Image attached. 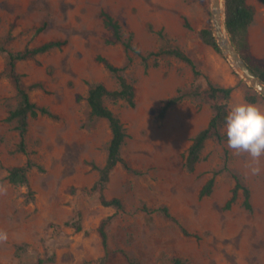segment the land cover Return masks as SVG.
<instances>
[{
  "label": "rangeland",
  "instance_id": "374dc122",
  "mask_svg": "<svg viewBox=\"0 0 264 264\" xmlns=\"http://www.w3.org/2000/svg\"><path fill=\"white\" fill-rule=\"evenodd\" d=\"M247 2L255 7L246 34L249 53L264 60V7L258 0ZM102 9L141 52L179 48L198 74L168 54L150 58L145 67L130 53L127 64L121 42L113 41L103 23ZM204 27L212 28L211 0H0V47L17 52L64 41L16 63L25 87L41 83L28 89L30 99L55 115L28 119L26 154L17 149L16 121L6 119L19 97L6 74L7 53L0 51V230L8 237L0 242V264H30L38 257L42 264H170L174 256L186 264H264V156L260 174L251 175L247 155L235 156L227 147L223 125L224 139L208 138L194 171L184 167L192 137L213 114L205 95L208 83L231 87L228 103L254 97L250 103L264 108V96L222 52L199 39ZM98 54L124 67L121 74L136 89L134 106L104 100L124 126L120 153L136 171L117 164L103 190L107 199L119 198L121 208L101 205L99 193L91 190L99 176L93 165H104L111 132L105 119L91 114L86 96L96 83L119 87L117 76L95 60ZM175 96L179 101L160 115ZM27 159L32 163L27 186L3 180L10 167ZM214 173L211 193L200 197ZM232 174L249 189L250 210L242 205V190L224 208ZM162 206L175 220L154 211ZM109 215V253L101 261L97 228ZM181 227L197 237L185 236Z\"/></svg>",
  "mask_w": 264,
  "mask_h": 264
},
{
  "label": "trees",
  "instance_id": "16d2710c",
  "mask_svg": "<svg viewBox=\"0 0 264 264\" xmlns=\"http://www.w3.org/2000/svg\"><path fill=\"white\" fill-rule=\"evenodd\" d=\"M264 7V0H258ZM224 26L230 37L231 42L234 44L236 50L241 55L242 59L246 62L249 68L264 82V60H258L251 56L249 53V46L247 42V28L254 20L255 7L247 2V0H224ZM100 16L102 17L105 26L109 27L112 31L113 41L121 42L127 59V64L132 61L130 53H135L139 56L144 66L147 67V61L150 58H157L162 54L172 55L186 64H188L195 74L198 71L195 69L193 60L181 49L173 47L167 49H158L156 51H148L146 53L141 52L132 42V36L129 34L127 37H123L120 23L107 11L100 10ZM14 26V21L10 24V30ZM187 26V25H186ZM188 27V26H187ZM161 34V31H159ZM197 35L199 39L211 47L216 53H221V49L217 44V41L213 35L211 28L204 27L198 30ZM64 41L61 40H49L42 43L36 47H26L23 50L12 52L3 47H0V51L6 52L8 56V61L6 65V74L13 82L16 92L19 97L17 105L8 112L6 117L7 120H15V129L19 135V141L17 144V149L21 153L26 154V133L28 126V119L30 117H36L38 115H47L55 117V115L50 112L46 107L39 106L30 99L28 89L41 87V83H34L28 87L22 84V75L16 69V63L18 60H24L27 58H33L38 54L44 53L51 48L60 47L63 45ZM95 60L104 65V67L111 73L117 76L119 87L117 89L109 90L103 84L96 83L92 85L87 93L86 101L90 108L92 115L103 118L107 121L111 137L107 145V154L105 163L102 167L93 165L99 171V176L97 180L92 184L91 190L97 191L99 193V202L105 207L113 206L115 208H121V200L117 197H112L107 199L103 193L106 184L109 181L110 173L117 164H122L127 170H133L122 158L120 150L124 143L126 137V132L120 118L105 105L104 100L109 99L111 101L125 100L130 106H134V97L136 89L129 83L126 78L121 74L124 67H119L111 63L106 57L98 54ZM232 92L231 87L217 86L212 83H208L205 89V95L208 102L211 105L213 114L210 117L207 125L198 131L191 139V142L186 150L184 156V167L187 171L192 172L200 158L201 150L204 146V142L211 137H215L217 140L221 141L224 136L220 133V128L225 125V117L227 114V103L230 99ZM180 97L175 96L166 100L160 109V115L179 101ZM250 102H254V97H248ZM227 153V151H225ZM227 155L225 159L224 168L228 169ZM32 163L29 159L25 161L22 165L12 166L8 169V173L3 180H7L12 184L28 185L27 173ZM214 175L215 173L207 179L199 191V196H207L211 193L212 187L214 185ZM234 179V186L231 190V195L224 204L225 209H229L231 205L236 201L239 190H242L243 200L242 205L245 209H251L250 202V191L243 185L239 177L232 174ZM1 181V179H0ZM154 211H161L166 217L175 220V218L170 214L166 206H162L154 209ZM111 215L101 219L97 231L99 233L101 243L104 249V255L101 261H104L107 257L109 250L107 245V234L106 225ZM76 229H80L79 225H76ZM182 233L185 236H195L196 235L188 232L184 227H181ZM44 259L38 257L37 260L30 264H42ZM170 264H186V262L178 257L174 256L170 259Z\"/></svg>",
  "mask_w": 264,
  "mask_h": 264
},
{
  "label": "clouds",
  "instance_id": "9594fccd",
  "mask_svg": "<svg viewBox=\"0 0 264 264\" xmlns=\"http://www.w3.org/2000/svg\"><path fill=\"white\" fill-rule=\"evenodd\" d=\"M222 132L233 155H247L250 174H260V158L264 156V108L245 100L228 103ZM7 238V233L0 230V242Z\"/></svg>",
  "mask_w": 264,
  "mask_h": 264
},
{
  "label": "water",
  "instance_id": "95a60500",
  "mask_svg": "<svg viewBox=\"0 0 264 264\" xmlns=\"http://www.w3.org/2000/svg\"><path fill=\"white\" fill-rule=\"evenodd\" d=\"M222 4L223 13L220 11ZM224 18V0H211V29L213 31V35L217 41V44L221 49V52L227 57L229 62L233 65L235 70L245 79V81L258 93L264 96V82L249 68L246 62L242 59L239 52L236 50L225 29ZM223 28L227 33V38L222 37Z\"/></svg>",
  "mask_w": 264,
  "mask_h": 264
},
{
  "label": "bare ground",
  "instance_id": "6f19581e",
  "mask_svg": "<svg viewBox=\"0 0 264 264\" xmlns=\"http://www.w3.org/2000/svg\"><path fill=\"white\" fill-rule=\"evenodd\" d=\"M220 11L223 13V4L221 5ZM222 37L227 38V33H226L224 28H223V36Z\"/></svg>",
  "mask_w": 264,
  "mask_h": 264
}]
</instances>
